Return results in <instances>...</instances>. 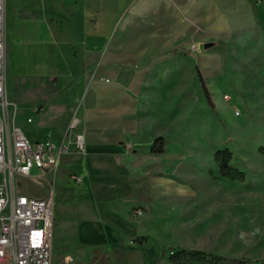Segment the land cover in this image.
<instances>
[{"label":"crops","instance_id":"obj_1","mask_svg":"<svg viewBox=\"0 0 264 264\" xmlns=\"http://www.w3.org/2000/svg\"><path fill=\"white\" fill-rule=\"evenodd\" d=\"M5 1L7 75L15 61L14 70L57 86L59 115L38 123L40 140L62 141L77 117L75 134L87 146L86 154L73 150L61 165L54 238L67 242L66 257L76 264L74 255L85 253L95 264L106 256L121 263L128 242H170L165 235L174 200L189 190L174 178L173 147L158 153L152 147L155 73L180 71V57L199 54L206 39L223 40L217 34L257 28L264 0H17L11 31ZM109 74L115 85L101 80ZM155 248L137 257L149 261Z\"/></svg>","mask_w":264,"mask_h":264},{"label":"rangeland","instance_id":"obj_2","mask_svg":"<svg viewBox=\"0 0 264 264\" xmlns=\"http://www.w3.org/2000/svg\"><path fill=\"white\" fill-rule=\"evenodd\" d=\"M16 1L8 0L10 31L17 17ZM258 19L257 28L250 25L242 34L222 33L217 36L223 40L206 39L199 45V54L191 55L190 50L180 57V71L155 73L151 91L157 120L152 147L157 153L162 147H173L174 178L187 187L189 195L174 200V220L165 235L170 242L156 245L147 238L141 244L128 242L121 263L106 256L102 264H172L170 256L181 249L264 264V7ZM12 34L16 38L18 32ZM12 65L7 75L8 101L17 106L16 125L35 143L41 139L38 123L59 115L53 103L57 86L14 70L19 68L15 61ZM109 76L115 85V76ZM46 106L50 112L39 113ZM220 151L232 154L230 165L244 173L243 181L221 176L215 160ZM62 182V166L55 180L52 174L36 181L17 180L24 193L53 200L54 207ZM153 246L157 254L149 261L147 256L142 261L137 257ZM67 248V242L54 238L53 264H66ZM74 256L76 264H95L85 253Z\"/></svg>","mask_w":264,"mask_h":264},{"label":"built area","instance_id":"obj_3","mask_svg":"<svg viewBox=\"0 0 264 264\" xmlns=\"http://www.w3.org/2000/svg\"><path fill=\"white\" fill-rule=\"evenodd\" d=\"M5 18L6 1L0 0V264H53L54 202L24 193L17 180L36 181L54 175L65 157L73 150L84 155L87 146L84 136L75 134L80 124L77 117L60 142L46 139L31 143L16 125L18 109L7 96ZM141 214L139 210L135 216ZM65 262L75 264L70 257Z\"/></svg>","mask_w":264,"mask_h":264},{"label":"trees","instance_id":"obj_4","mask_svg":"<svg viewBox=\"0 0 264 264\" xmlns=\"http://www.w3.org/2000/svg\"><path fill=\"white\" fill-rule=\"evenodd\" d=\"M232 154L229 151H220L215 156L220 174L222 177L229 180H244V173L230 165ZM145 240H136L137 243H142ZM172 264H249L244 259H231L218 254L207 253L201 250L181 249L175 251L169 258Z\"/></svg>","mask_w":264,"mask_h":264}]
</instances>
